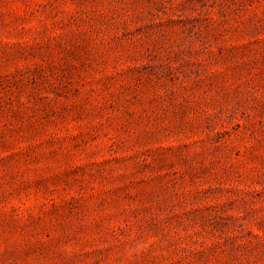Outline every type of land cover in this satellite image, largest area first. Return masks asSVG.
<instances>
[{"label":"rangeland","instance_id":"1","mask_svg":"<svg viewBox=\"0 0 264 264\" xmlns=\"http://www.w3.org/2000/svg\"><path fill=\"white\" fill-rule=\"evenodd\" d=\"M0 264H264V0H0Z\"/></svg>","mask_w":264,"mask_h":264}]
</instances>
